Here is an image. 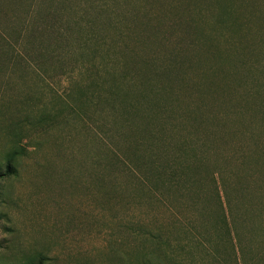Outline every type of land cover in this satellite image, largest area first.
Segmentation results:
<instances>
[{
	"label": "rangeland",
	"instance_id": "374dc122",
	"mask_svg": "<svg viewBox=\"0 0 264 264\" xmlns=\"http://www.w3.org/2000/svg\"><path fill=\"white\" fill-rule=\"evenodd\" d=\"M0 264H264V0H0Z\"/></svg>",
	"mask_w": 264,
	"mask_h": 264
},
{
	"label": "trees",
	"instance_id": "16d2710c",
	"mask_svg": "<svg viewBox=\"0 0 264 264\" xmlns=\"http://www.w3.org/2000/svg\"><path fill=\"white\" fill-rule=\"evenodd\" d=\"M11 160H13V159L11 158V156L7 158V168H6L7 172H9V170H10V167H11Z\"/></svg>",
	"mask_w": 264,
	"mask_h": 264
}]
</instances>
